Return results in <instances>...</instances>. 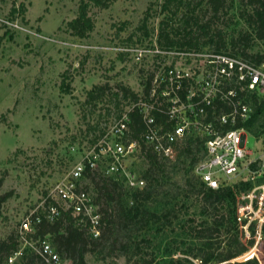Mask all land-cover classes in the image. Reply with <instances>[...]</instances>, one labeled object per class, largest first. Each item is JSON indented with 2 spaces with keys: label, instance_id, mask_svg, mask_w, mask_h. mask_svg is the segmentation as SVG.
<instances>
[{
  "label": "rangeland",
  "instance_id": "rangeland-1",
  "mask_svg": "<svg viewBox=\"0 0 264 264\" xmlns=\"http://www.w3.org/2000/svg\"><path fill=\"white\" fill-rule=\"evenodd\" d=\"M80 1L0 0V194L12 193L3 205L0 239L11 233L17 235L22 217L100 139L111 136L112 127L133 103L122 87L141 96L151 73L161 75L169 65L192 66L185 60L158 56L148 50L142 56L132 51L145 46L154 48L155 43L160 48L185 47L158 40L161 27L179 41L185 29H198L195 24L186 25L183 9L163 10L164 0H116L107 8L92 6L95 27L86 37H78L67 23L77 16ZM21 4L24 12L12 14V8L20 9ZM148 7L149 18L144 22ZM243 8L240 0H228L226 9L210 20L214 39L220 30L229 43L225 51L232 52V39L252 30L241 16ZM201 14L202 21L212 17L206 3ZM206 41L207 37L202 36L199 48L214 49L215 45ZM239 47L242 49L244 44ZM249 51L264 52V40L256 39ZM96 85H104V94L99 100H87L88 92ZM250 132L246 147L252 154L247 160H253L252 168L261 172L264 108ZM204 158L203 148L193 154L186 151L178 158L162 159L161 168L149 171L148 161L137 150L127 157L125 173L96 170L119 183L121 195L109 202L110 208L116 206L121 214V208L139 205L158 213L163 220L148 222L149 214L145 213L144 217H134L129 227L113 223L112 233L86 254L87 264H129L138 257L151 258L150 253L155 258L153 264H169L170 259L181 257L198 263L196 232L204 233L214 223L213 217L200 213L201 195L196 194L200 187L196 167ZM101 165L104 168L105 163ZM128 175L144 179L143 187L131 186ZM243 177L244 172L236 174L230 182L234 184ZM82 182L94 196L89 179L83 178ZM137 189L145 191L139 199L133 198ZM167 211L170 213L165 218ZM120 214H116V220ZM192 245V253L183 252ZM27 248L33 249L29 245ZM261 249L263 234L247 254H255L264 264ZM61 264H72V260L62 256Z\"/></svg>",
  "mask_w": 264,
  "mask_h": 264
},
{
  "label": "built area",
  "instance_id": "built-area-1",
  "mask_svg": "<svg viewBox=\"0 0 264 264\" xmlns=\"http://www.w3.org/2000/svg\"><path fill=\"white\" fill-rule=\"evenodd\" d=\"M162 48V47H161ZM132 48L138 55L147 50L158 56L173 57L192 63L191 67L169 65L161 75H154L149 94L139 95L132 107L138 108L144 123L143 140L158 156L172 160L178 156L187 138L196 135L205 138V158L196 171L209 187L233 184L234 175L245 173L242 179L253 186L237 194L236 218L242 240L261 237L264 227V170L253 169V160H247L252 150L246 147L247 133L234 126L246 120L252 107L238 88L264 92V63L257 64L241 55L214 49L189 47ZM142 56V55H141ZM144 92V91H143ZM129 110V111H130ZM129 111L116 121L108 135L68 170L55 186L30 209L19 222L20 248L10 256L13 263L24 248L32 247L43 264H61L62 255L48 236H38L37 226L43 221L54 222L64 212H70L75 224L91 236L99 237L105 224L92 191L82 182L87 169L121 174L126 172L127 157L141 151V143L131 139ZM157 114L165 116L158 121ZM105 163L104 168L101 164ZM264 168V167H263ZM241 180V179H240ZM128 182L142 188L145 181L128 175ZM248 255V254H247ZM247 255L245 257L247 258Z\"/></svg>",
  "mask_w": 264,
  "mask_h": 264
},
{
  "label": "trees",
  "instance_id": "trees-1",
  "mask_svg": "<svg viewBox=\"0 0 264 264\" xmlns=\"http://www.w3.org/2000/svg\"><path fill=\"white\" fill-rule=\"evenodd\" d=\"M116 0H81L79 4L78 14L68 21V28L72 34L78 37H86L95 27V21L90 14L92 6L99 8H107ZM243 5L241 16L247 21V24L252 28L251 31L243 33L239 39H232L230 41L232 52L234 55H241L249 60L261 64L264 63V52L250 53L249 49L252 47L256 39L264 40V0H240ZM207 4L208 12L212 17L208 21H202L203 4ZM228 0H164L161 7L163 10H173L178 12L184 10L185 23L193 27L195 24L198 29H185L182 40H175L170 38L169 31L165 27H161L158 40L160 43L168 45L187 46L189 48H199L200 39L202 36L207 37L206 42H212L215 47L214 50L221 51L229 43H227L225 36L220 30L217 31V39H214L213 34L210 33L212 24L210 20L213 17L219 16L223 10L226 9ZM148 7L144 16V22L149 18ZM25 10L24 4L20 5V9L13 7L12 14ZM20 14V13H19ZM204 14V13H203ZM186 28V27H185ZM164 40V41H163ZM241 42V43H240ZM240 44H244L242 49ZM238 49V50H237ZM225 51V50H223ZM155 73H151L147 78L144 88V95L149 94L150 85ZM238 88L239 96H243L244 100L253 108L250 116L246 120H238L234 125L236 127H243L248 132L252 128L257 115L264 108V92L259 90H244ZM125 96H131L133 100L138 99L139 94L128 87H122ZM105 92L104 85H96L88 92L89 101L99 100ZM131 139H137L141 143V155L146 158L149 163V171H154L162 167V159L151 148L147 147L143 140L144 123L142 114L138 108H133L129 111ZM158 121L165 122V116L157 114ZM251 133V132H250ZM254 135V134H253ZM205 138L190 135L183 145L177 158L186 152L193 154L194 151H199L201 148L205 150ZM166 160V159H164ZM84 178L89 179L93 190L95 192L94 201L99 205V209L103 215L105 224L101 230L99 237L91 236L85 229H81L75 224L74 217L70 212L64 214L56 219L54 222L43 221L37 226L36 234L38 236H48L53 245L58 249L62 256L72 260V264H87L86 254L92 252L99 245V242L105 237L107 233H112L113 223L122 222L129 227L133 223V218L139 215L144 217L145 213L149 214L150 222L153 219H160L159 214L153 211H146L140 208L139 205H132L128 209H120L114 206L110 208L109 202L116 201L120 195L119 183L113 180L111 176L101 175L98 171H91L87 169L84 173ZM264 180V176L259 178V181ZM88 186V185H87ZM253 182L246 179H241L234 184H222L218 188L207 186L200 179V187L196 190L198 200L200 202V213L214 218V223L204 233L196 232V238L199 241V262L193 261L189 257H181L177 259H170L169 264H261L259 258L254 254L252 257L246 258L247 254L255 244V233L252 237L242 240V235L239 229V223L236 218V202L237 194L246 189H250ZM138 190V191H137ZM134 193L135 199L143 197L144 190L137 189ZM12 196L11 192L0 194V217L3 215V205ZM120 202V201H119ZM119 202L116 204L118 205ZM119 215V220L115 219L116 214ZM170 211L164 213L167 218ZM264 235V227L263 233ZM20 248V241L18 235L15 233L9 234L7 237L0 239V264H8L10 256L14 255ZM137 248V246H136ZM194 251L193 245L189 249H184L183 252ZM264 257V249L260 251ZM151 258L138 257L129 264H153L155 258L153 253ZM243 256V257H242ZM242 257V258H238ZM10 264H43L38 254L33 250L24 248L17 259Z\"/></svg>",
  "mask_w": 264,
  "mask_h": 264
},
{
  "label": "water",
  "instance_id": "water-1",
  "mask_svg": "<svg viewBox=\"0 0 264 264\" xmlns=\"http://www.w3.org/2000/svg\"><path fill=\"white\" fill-rule=\"evenodd\" d=\"M253 255H254V254H251V253H250V254L247 255V258H248V257H252Z\"/></svg>",
  "mask_w": 264,
  "mask_h": 264
}]
</instances>
